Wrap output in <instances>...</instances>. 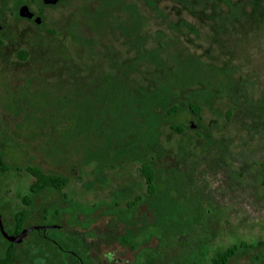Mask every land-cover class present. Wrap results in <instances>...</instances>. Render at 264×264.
<instances>
[{
    "label": "rangeland",
    "instance_id": "rangeland-1",
    "mask_svg": "<svg viewBox=\"0 0 264 264\" xmlns=\"http://www.w3.org/2000/svg\"><path fill=\"white\" fill-rule=\"evenodd\" d=\"M62 1L46 6L37 26L8 13L0 18L5 160L68 178L61 191L45 190L25 205L30 176L0 173L5 232L38 227L13 243L17 264H78L73 253L85 243L73 229L102 213L112 229L116 202L145 193L138 169L145 160L155 169L153 199L166 208L150 232L168 248L169 264H210L215 250L264 240V4L212 22L211 8L153 0L155 17L142 1L128 0L142 12L136 39L114 23L96 35L83 12L93 0ZM17 50L27 51L26 59L13 57ZM95 52L100 64L90 57ZM191 58L199 77L176 87L194 73ZM70 61L99 67L67 71ZM165 98L195 102L199 112L169 117L154 108ZM103 244L95 246L99 261L114 256L110 237Z\"/></svg>",
    "mask_w": 264,
    "mask_h": 264
},
{
    "label": "trees",
    "instance_id": "trees-1",
    "mask_svg": "<svg viewBox=\"0 0 264 264\" xmlns=\"http://www.w3.org/2000/svg\"><path fill=\"white\" fill-rule=\"evenodd\" d=\"M127 1L128 0H93L94 4L92 6L86 5L83 8V12L87 16V22L89 24H92V31H94V33L99 36L100 33L96 28H100L102 25L108 26V24L114 23L115 27L119 30L123 29L124 33L127 36H132L133 38L140 39L141 36H139V30L141 28V24L143 23L140 6L138 4L137 6H135L134 4H131V2L129 3ZM141 1L144 3V7L148 11L146 13H150L155 17H160L158 13V7L156 8V6L153 5V0H140V2ZM171 1L174 2V5L182 8L183 10L188 9L190 11L198 12V10H208V8H211L209 10L211 13L209 20L212 22H222L223 20H225V18L226 20L229 19L228 14L230 11H247V8H249L250 11H253L256 10L255 7L264 4V0H198V2L195 0ZM62 2L63 1L60 0L57 3ZM22 4H26L30 9L35 7V10H37V14L40 15L41 18L43 16V9L46 6H50L44 5L42 3V0H0V18L4 17L5 14L8 13L15 19L26 20L24 18L19 17L17 14L18 7ZM212 13H214L213 16ZM105 33L103 32L106 38H109L111 32L107 31ZM93 37L94 36L86 38L84 45L91 44V39ZM5 42L6 40L0 35V49L6 44ZM98 53H91L90 57L95 60V63L100 64L97 56ZM12 56L17 59L24 60L28 56V53L25 50H17L12 53ZM188 61L190 62L192 68H194V73L189 75L186 80H184L185 84L180 86L178 85L176 87L185 88L187 85L195 83L197 77H199L197 73L199 68H196L197 62L193 61L192 58ZM79 64H81L80 67ZM87 67L98 68L99 65L88 66L83 63H76L74 65L73 61H70V63L67 64V71H69L71 68H73V70H80L79 68L84 69ZM154 108H163L167 116L174 118L179 116L180 113H182L183 111H186L193 115H197L199 112V106L195 102L181 100L170 104L168 98H165V100H163L161 104L155 105ZM170 128L178 134L183 132L184 130L182 125L179 124H171ZM10 169H14L17 172L23 171L31 178L27 188V193L20 197L21 202L25 205H30L31 200L33 201L34 198L37 195L41 194L43 191H61L68 183V178L66 176L55 172L44 171L36 165L28 164L21 167L18 165L7 164L5 160V152L3 148L0 147V173H5ZM138 169L139 173L144 179L148 192L155 194L157 192V188L154 167L148 163V160H145L141 162ZM140 201V196H137L134 202L139 203ZM154 208L156 209V211L160 212L161 206H158V203L155 201ZM23 216H25L24 212H17L16 214H14L13 220L17 224ZM20 231L21 228L17 227L16 225L14 232L7 233L10 235H15L18 234ZM0 239L4 240V242L7 243L6 247H3L0 244V264H17L16 260L18 254H16L14 250L13 243L5 240L1 233ZM237 257H242L241 259H243V262H241V264H264V240H256L251 242H234L233 244L228 245L223 249L213 251V253L209 257V262L210 264H233L234 259Z\"/></svg>",
    "mask_w": 264,
    "mask_h": 264
},
{
    "label": "flooded vegetation",
    "instance_id": "flooded-vegetation-1",
    "mask_svg": "<svg viewBox=\"0 0 264 264\" xmlns=\"http://www.w3.org/2000/svg\"><path fill=\"white\" fill-rule=\"evenodd\" d=\"M30 10L33 12V16L30 19H24L35 24L34 18L40 15L37 14V10ZM139 175L142 177L140 173ZM261 185L264 186L263 181ZM137 196L130 200L116 202L115 208L116 206L117 208L114 213L112 229L106 228L109 225L104 222L103 213L99 214L96 219H89L85 228L73 229V232L75 231L76 235L80 234V237L83 233L82 240L85 243V246L80 250L81 254L73 253L78 264H83L84 260H88L89 264H169L168 248H161L159 240L155 242L150 232L154 226V219L163 215L166 208L162 204V200L153 199L154 193H149L146 186L145 193L139 195L141 198L139 203L134 202ZM155 201L158 206H161L160 212L154 208ZM107 237H110L114 244V256L112 258L110 254H107L104 255V260L99 261L96 258L98 254L100 255V243L105 244ZM96 244L99 248L97 251ZM144 249L147 252H144Z\"/></svg>",
    "mask_w": 264,
    "mask_h": 264
},
{
    "label": "water",
    "instance_id": "water-1",
    "mask_svg": "<svg viewBox=\"0 0 264 264\" xmlns=\"http://www.w3.org/2000/svg\"><path fill=\"white\" fill-rule=\"evenodd\" d=\"M58 1H60V0H42V3L44 5H55ZM17 14L21 18H27V19H30L33 16V12L29 9V7L26 4H22V5H20L18 7ZM34 23L35 24H40L41 23V17L40 16H36L34 18ZM50 227L54 228L56 226H50ZM45 228H47V227H42L40 229H45ZM32 229H38V227L27 228L25 230H21L18 234L10 235L7 232H5V230L3 229L2 221H1V218H0V233L3 236V238L5 240L9 241V242H12V243L20 242L21 239L28 232H30Z\"/></svg>",
    "mask_w": 264,
    "mask_h": 264
}]
</instances>
